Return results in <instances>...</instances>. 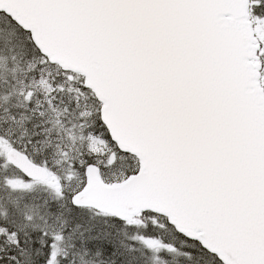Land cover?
<instances>
[{"label": "snow or ice", "instance_id": "snow-or-ice-1", "mask_svg": "<svg viewBox=\"0 0 264 264\" xmlns=\"http://www.w3.org/2000/svg\"><path fill=\"white\" fill-rule=\"evenodd\" d=\"M0 264H264V0H0Z\"/></svg>", "mask_w": 264, "mask_h": 264}]
</instances>
